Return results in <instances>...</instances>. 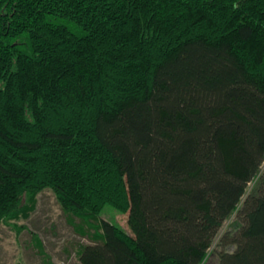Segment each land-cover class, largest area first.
<instances>
[{"label":"trees","instance_id":"obj_1","mask_svg":"<svg viewBox=\"0 0 264 264\" xmlns=\"http://www.w3.org/2000/svg\"><path fill=\"white\" fill-rule=\"evenodd\" d=\"M263 165L264 0H0V221L52 189L128 214L82 264H204L237 212L264 264Z\"/></svg>","mask_w":264,"mask_h":264},{"label":"rangeland","instance_id":"obj_2","mask_svg":"<svg viewBox=\"0 0 264 264\" xmlns=\"http://www.w3.org/2000/svg\"><path fill=\"white\" fill-rule=\"evenodd\" d=\"M263 171L264 165L259 177L249 185L248 194ZM28 203V214L0 221V264H82L80 253L84 246L102 240L101 219L132 233L128 214L111 206L105 208L100 218L84 219L65 211L52 189L43 190ZM237 219L235 212L224 223L204 264H218L221 250L235 248L223 247L221 242L227 234H235Z\"/></svg>","mask_w":264,"mask_h":264}]
</instances>
